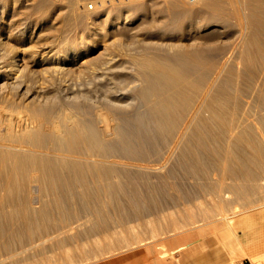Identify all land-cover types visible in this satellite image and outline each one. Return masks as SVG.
I'll use <instances>...</instances> for the list:
<instances>
[{"label": "rangeland", "instance_id": "obj_1", "mask_svg": "<svg viewBox=\"0 0 264 264\" xmlns=\"http://www.w3.org/2000/svg\"><path fill=\"white\" fill-rule=\"evenodd\" d=\"M176 1L183 3V8L186 12H181L180 15L174 17L172 14V3L174 0H0V37H2L0 41L3 46L5 44V48L11 50L12 55H15L17 52L18 59L19 57L21 58V56L24 57L22 59L25 61L20 60L19 63L26 64L27 69L25 68V72L27 73L31 70L30 72L35 73L34 77H38L35 79V84H39V87L42 89L47 88L48 90H51L53 87L51 83H54L58 79L60 80L62 77V80L66 79L63 85L66 82V84L69 83L70 86H73L75 90L92 91L94 87L89 83L91 71L94 68L98 69L99 67L97 66L101 65L102 62L107 61L109 58L113 59L114 65L116 64L119 69H123L127 74H130L133 85H135L139 82L137 77L138 73H136V71L138 72L140 63L145 62L143 59L148 58L151 55V51H153L150 48L142 50L144 45L150 47L153 44L158 45V43L161 45L164 44L165 46L167 43L169 45L180 44L186 46L185 48H194L198 51L197 54L193 56L194 60L200 64V67L198 64L197 69L194 70L196 73H194L193 76L196 78L192 76V79H196L193 81L198 80L196 83L194 82V87H200L201 85L202 79L200 78V81V79L197 78L198 75L201 74L200 76H202L204 73L203 75L206 79L205 74H209L208 71L211 69L210 67L213 65L216 67V65L218 66L224 61L227 63L226 68L230 67V71L226 69V71H228L225 72L226 74L230 72L228 75L229 77L233 75L231 71H235L236 67L239 68V70L246 67V73L243 71V74L245 73L247 76L249 75L248 69L254 67L257 70L264 66V0L261 2L257 0V2H259L257 4L263 3V7L262 5L256 7V2L254 0H209V7L208 4H201V0H199V3L197 2L198 0H196V2H191V0ZM89 5L92 7H89ZM196 5L199 6V8L196 7ZM239 8H243L241 10L243 12H241ZM236 10L239 12V15L233 13L237 12ZM244 14L245 17L243 18ZM242 18L247 21L242 20ZM18 21H20V23ZM15 24H18L17 27ZM19 24H23V26ZM14 26L15 29H13ZM253 27L255 29H253ZM19 30L22 32L20 33ZM259 31L261 32L259 33ZM254 36H258V42L254 39ZM247 39L251 41L248 42ZM252 40H255V42ZM150 43L151 45H149ZM83 45H86L85 50L80 52L76 60L74 62H68L67 64L62 63L64 67H67L66 70H63V74H55V76L51 68L56 65L57 62H60L58 59L69 57L70 55L68 53H70L71 50H80ZM256 49H259L257 53ZM254 52L255 54H253ZM52 57H55L56 60ZM249 59H252L251 63ZM141 60L143 61L141 62ZM200 62H202V64ZM237 62H240L241 66H239ZM235 64L236 66L233 67ZM242 64L246 65L242 67ZM248 64L249 66L251 65L252 68H250L251 66L247 68ZM101 66L103 67L104 65L102 64ZM136 66H138L137 69ZM214 66L212 68H215ZM208 67L210 68L209 70L207 69ZM254 68L252 71H254ZM239 73H242V71H239ZM243 74H241V76L236 74L238 78L236 75H233L234 78L232 76V79H237H235V85L238 87L244 85H238L239 82L244 81L242 78H246V82L250 80V78H248L249 76L246 77L245 74L244 76ZM52 76H54V82ZM34 77L32 76V78ZM118 78L120 81V77L115 78L117 83ZM132 82L126 84L127 87L125 88H129L128 86L132 85ZM60 83H62L61 80ZM88 87H91V90ZM190 87H192V85L188 87L190 93H194V90H197ZM50 93L48 92V94ZM255 104L254 102V105ZM61 109L65 110L66 107L62 106L60 107V110ZM261 114L262 117H257L258 123L255 122L258 126L259 133L256 130L246 129L245 132L248 134H246V136L244 133V140L240 143V146L239 143H237V146H235L236 148L232 146L234 151L231 148L229 149L233 151V153H230L231 156L234 157L232 162L214 163L215 160L213 159H216L215 155H217L215 151L218 149L215 141L216 138L214 139L215 134L211 135L213 138L209 136L210 140L211 138L214 139V143L212 140L210 141L209 138L208 141L204 138L208 137L206 134L207 131V133H211V129L215 133L218 131L216 128V120L210 118L208 122L209 125L207 123L199 128V133H201V131L205 133L203 136L205 141L202 140L201 133L198 134L201 135V137L199 136L200 138H198V136H193L187 143L196 148L201 161L198 160V162L194 160L189 162L167 163L165 165L166 167L163 169L166 170V168H168V170H171L168 171L170 175H168L167 171H165L166 175H164L165 172L163 171V175L166 178H159V180L155 177H151L152 180L148 178L153 184H163L162 188L159 190L152 191L153 184L150 186L149 181L146 182L147 184H144L143 181H139L138 178V183H135L136 179H134V182L133 180H128L130 183L134 184L136 188L140 187L138 189H141L140 194L145 193V197L143 194V199H140L143 203L141 204L143 206H141L140 210L132 208V202L128 200L127 196L121 193V195L119 194V198L118 194H116L117 196L112 194V196L114 195L116 197L113 196L114 198H111V195H109L111 193L108 194V192H106V194L102 191L104 193L103 197L100 196V193L98 196L101 198L98 196V198L95 196L96 199L95 197L94 199L88 197V200L85 197H83L84 199L82 200L80 194L74 195L73 197L69 196L67 200L70 199L71 201L65 202V204L70 202V205L68 204L69 207L63 203V200L66 201V199L62 197L61 205L62 203L63 205L60 207L58 206L60 205V201H58V204L55 199L57 198V200H60L61 197L53 195L54 193L51 195L49 192H39L41 195H39V200L41 201H39V213L36 214L38 215L37 220L39 224H34L33 230H31L33 236L35 232H38L34 237L39 236V247L37 248L39 251L37 249H29L32 254H36L32 256V258L36 257L33 258V260H35L37 264H102L101 262H106L117 256L131 254L135 250L145 251L146 246L149 247L151 254L153 253L152 251L156 250L154 252L156 255L157 252L163 249V244H165L164 248L174 247L178 244L179 239H177V237L181 235V233H191L189 238L190 246L185 250L184 254H179L180 251H178L175 252L172 257H169L168 261H171V264H227L229 259H231L232 264H251V259L246 254L242 253L241 249H238L239 251L236 250L234 239L236 234L238 237H242L243 234L247 232V227L252 226V228L248 230L252 231L250 233L248 232L249 237L244 240V244L249 253L262 254L260 251L264 252V225L260 228H255L257 227L255 224L264 221V219L254 221V217L263 210V208L256 209L255 207L261 202H264V105L262 106ZM252 131L253 133H251ZM256 139H259V142ZM209 141L211 144L213 143L211 146ZM204 144L207 145L206 147L210 146V148L213 149L217 148L214 151L215 155L212 154V149L204 148ZM256 148H261L262 150L259 149L258 152ZM206 149L212 152H205L208 151ZM251 149H255V151ZM204 152L206 153V155H204L205 157L203 156ZM209 154L211 155L209 156ZM256 155H259V157ZM155 163L159 166L158 164L160 162H152L151 165L153 164L152 166L155 167ZM200 164L206 165L207 167L200 166ZM184 165H186L185 167L187 168L183 167ZM203 167L206 173L202 169ZM185 169L188 173L185 172ZM198 169L202 170L204 174H201L202 172L200 173ZM226 170L229 172L227 173ZM121 178L120 182L123 183V181H121L123 177ZM128 181H125L124 178L125 183ZM231 181L232 183H230ZM140 182H142V187L139 184ZM205 182L208 183L206 184ZM127 184L124 185L127 186ZM233 184L236 185L234 186ZM228 200H231V202ZM43 204L47 206L45 210L43 208L45 205L43 206ZM87 204L89 207H86ZM101 204L103 206H101ZM66 206L69 209H66ZM92 206H94L95 209L90 208ZM204 206L206 207L204 208ZM58 207L61 209L65 208L67 211H61ZM251 207L254 209L247 210ZM43 210L45 212H43ZM16 215L21 216V214ZM19 216H16V218ZM223 216L233 220L230 224L233 226L235 234L227 238H224L223 231L217 227L219 226L218 224L224 221V218H222ZM0 220V224L7 221V219L2 216H0ZM172 227H175L174 231ZM6 233L8 234V232ZM6 233H2V236L0 234V242H5V247H1L0 243V254L5 252V248L6 251H19L21 247L25 246L24 243L29 239V235L27 236L24 232L10 233L11 235L9 234V238ZM24 234L26 236H24ZM24 237H28V239L25 238L24 240ZM228 238H230V240L232 239L231 247L227 240ZM128 243L131 244V247ZM126 245L127 247H125ZM2 248L4 249L3 251H1ZM13 248L15 250H13ZM16 248H18V250H16ZM34 250L36 251L34 252ZM28 251L27 253L30 252ZM31 252L29 253L30 255ZM27 253L26 255L30 256ZM152 255L155 257L154 254ZM180 255L184 256V262L182 263L180 262ZM91 256L93 258H91ZM85 258L88 261L91 260L90 263L86 260L85 262ZM246 258H249L250 261H245ZM252 260L255 261L256 264H264V258L259 260V258L253 257ZM0 264L3 263L0 262Z\"/></svg>", "mask_w": 264, "mask_h": 264}, {"label": "bare ground", "instance_id": "obj_2", "mask_svg": "<svg viewBox=\"0 0 264 264\" xmlns=\"http://www.w3.org/2000/svg\"><path fill=\"white\" fill-rule=\"evenodd\" d=\"M193 1L196 2V0H191V2ZM254 1L256 2V7L258 5L259 7L260 5L263 7V3L257 4L263 0H260L259 2H257V0ZM178 2L174 0L172 3V14L174 17L180 15L181 12H186L183 8V3L181 2V4L179 2L181 4L180 5ZM197 2L199 3V0ZM200 3L206 5L210 2L209 0H201ZM197 5L196 7L199 8L200 4L199 6ZM242 9L239 8L240 11ZM237 12L233 13L239 15V12ZM244 17L245 14L243 18ZM243 18L242 20H246ZM18 22L20 23V21ZM15 25L17 27L18 24ZM21 25L23 26V24ZM254 27L253 29L256 28ZM13 29H15V26ZM19 31L20 33L22 32L21 30ZM260 32L261 31H259V33ZM257 37L254 36L256 41L259 39H257ZM1 38L2 37H0V39ZM255 40L252 41L255 42ZM249 41L251 40H248V42ZM149 45H151V43ZM167 45V47L164 44L161 45L159 43L158 45L153 44L150 47L148 45H144L142 50L150 48L153 51H151V55L148 58L143 59L145 62H142L143 60H141L142 63H140V66H136V69L138 67V72L136 71V73H138L137 77L139 79L137 84L134 83L135 85H133V80L131 79L130 74H127L123 69V71L119 69L116 64L114 65L113 59L109 58L107 61L101 63V65H104L103 67L99 65L97 66L99 67L98 69L94 68L92 70L93 72L91 71L89 83L93 85L94 89L92 88V91H94L85 90V92L77 89L75 90L73 86H70L69 83L66 84V82L63 85V82L66 79L62 80V77L60 78L62 83H60L59 79L54 82V76H52L54 83H51L53 84L51 90H48L47 88H45L47 90L44 88L42 89L39 87V84H35V79L38 78L37 76L34 77L35 73L30 72L31 70H28L29 72L26 73V64L19 63L20 60L25 61L22 59L24 57L21 56V58L19 57L18 59L17 52L15 55H12L11 50L5 48V44L3 46L0 41V216L7 219L5 223L0 224V234L2 236V233L8 232V234L6 233L8 238L9 234L14 232H24L27 236L29 235V239L28 237H24V240L25 238L28 240L26 242L24 241L25 246H20L21 249L19 251H6V248L5 250L2 248L1 251L4 250L5 252L0 254V262L3 264H37L35 260H33V258L36 257L32 258V256L36 254H32L29 249H37L39 247V236L34 237L38 232H35V234L33 233V236L31 231L33 230L34 224L38 223V215L36 214L39 213V201H41L39 200V192L45 191L51 193V195L54 193L53 195L61 197L60 200H57V198L55 199L57 202L60 201V205H58L60 207H62L63 203L65 204V202L70 200H67V197L69 196L73 197L74 195L76 196L80 194L82 196V200L84 199L83 197L88 200L89 198L94 199V197H97L100 193V196L103 197V194L106 192H108V194L111 193L109 194L111 195V198L116 194H118L119 198V194L121 193L127 196L128 200L132 202V208L140 210L141 206H143L141 205L143 203L140 199L143 194L145 197V193L140 194L141 189L138 190L140 187L136 188L134 184L129 181L133 180L134 182V179H136L135 183H138V178L139 181H143L145 184L150 179L152 180L151 177H155L157 180H159V178H166L164 177V175H166L165 171H167V173L168 171H171L168 170V168H166V170L163 169L166 167L165 165L167 163L189 162L194 160L201 161L196 148L191 144H187L191 137L198 136V138H200L202 135V140L205 138L208 141L209 136L212 137L211 135L215 134L214 139L216 138L215 141L218 149L210 148V146L214 143V139H212V137L211 140L213 143L211 144V140L209 138L210 146L206 147L207 145L204 144V148H208L210 150L212 149L213 152L208 149H206L208 151L205 152H212V154H214L215 149H217L215 151L217 155L214 154L216 159L212 158L215 160L214 163L232 162L234 160V157L230 154L234 151L232 146L233 148H236L235 146H237V143H239L240 146V143L244 140V133L245 135L248 134L245 132L246 129L258 131V126L256 125V123H258L257 117H262L261 109L264 105V66H262V68H258L257 70L253 67L254 71H252V66H249L252 59H249L250 63L247 65V68L248 66L252 68L248 69L249 71L247 70L249 75L246 76L245 74L246 67L241 70L236 67L235 71L232 70L231 74L233 73L234 76L236 74L241 76L244 71L245 76H249L248 78H250V80L246 82V78L241 77L244 81H238V85H244L242 87H238L235 85L236 78L232 79L233 75L231 74L230 78L228 76L230 72H228V74L225 73L230 69V67L226 68L227 63L224 61L218 66L216 65V67L213 65L215 68H212L213 66H209L212 70L209 67L207 68L210 70L208 71V75L205 74L206 79L204 78V73L202 76H200L201 74L198 75L197 78H201L202 82L200 87L195 86L197 87L195 88L194 82L196 83L198 80L193 81L196 80V77L193 75L196 73L194 70L197 69L199 63L194 60L193 56L196 55L198 51L194 48H185L186 46H182L180 44L169 45L167 43ZM85 47L86 45H83L80 50H71L70 53H68L70 55L69 57L58 59L60 62H57L54 66L52 65L53 67L51 68L54 75L63 74V70H66L67 67H64L62 63L67 64L68 62H74L80 52L85 50ZM258 50L256 49V53ZM253 54H255V52ZM52 58L56 60L55 57ZM200 63L202 64V62ZM237 64L241 66L240 62H237ZM243 65L246 64H242V67ZM234 66H236V64L233 65V67ZM226 69L228 70L226 71ZM239 71H242V73H239ZM32 76L34 78H32ZM192 76L195 78L192 79ZM117 77H120L121 83L119 78L118 83L116 82L115 78ZM130 82H132V85H129V88H125L127 87L126 84ZM189 85H192L193 89L197 90H194V93H190L188 91ZM48 92L51 93L48 94ZM254 102L258 105H254ZM61 105L65 106L66 109L60 110V107H62ZM210 118H214V120H216V128L218 131L215 133L211 129V133H207L208 131L206 132L208 137L203 138L205 133H202V131V134L199 133V128L202 125L207 124ZM251 133H253V131ZM256 140L259 142V139ZM230 148L233 151H230ZM259 149L262 150L261 148ZM259 149L256 148L258 152ZM253 150L255 151V149ZM204 153L203 156L206 155V153ZM210 155L211 154H209V156ZM257 157H259V155ZM149 162L160 163L158 164L159 166L155 163L154 165L156 166L153 167V164L151 165ZM200 166L205 167L206 165L200 164ZM204 167L202 169L206 173ZM185 172L188 173L186 169ZM199 172L204 174L202 170ZM228 172L229 171H227V173ZM168 175H170V173H168ZM121 177H123V180H121L123 183L120 182V179H122ZM124 178L125 181L129 180L127 182L128 184L124 182ZM153 180L155 181L154 178ZM90 182H94L92 183L93 185ZM230 183H232V181ZM124 184H127V186ZM139 184L141 186L142 182ZM152 184L153 183L150 182L149 185L151 186ZM154 184L152 185V189L149 188L152 191L161 189L163 185ZM112 194L114 195L112 196ZM62 197L63 199L65 198L66 201L63 200L61 205ZM229 202H231V200ZM68 204L65 205L68 206ZM44 205L45 204H43V206ZM67 206L66 209H69ZM87 206L88 204L86 207ZM101 206L103 205L101 204ZM205 207L206 206H204V208ZM43 208L45 210L47 206L45 205ZM90 208L95 209L94 206ZM255 208H263L264 210V202H261ZM249 209L254 208L251 207L247 210ZM44 210L43 212H45ZM62 210H65V208H62L61 211ZM66 211L67 210H65V212ZM16 214H21V216ZM15 215L19 217L16 218ZM222 218H224V221L221 224H218L219 226L217 227L223 231L224 238L234 235L235 232L233 226L230 224L233 220L225 216ZM25 234L24 236H26ZM180 236L181 235H179L177 239H179ZM184 236L189 239L191 233H186ZM0 243L1 247H5L4 241ZM128 245L131 247L130 243H128ZM163 245L165 246V244ZM164 246L162 250L157 252L158 254L156 253V255L154 253L156 250L152 251V254H154L156 258V262L153 259L155 263L159 261L158 258L164 260L165 262V260L172 257L175 252H178L186 247L185 244H177V246L173 248H164ZM125 247H127V245ZM13 250L15 249L13 248ZM16 250H18V248H16ZM28 250L31 252V255ZM27 251L29 253H27ZM35 251L36 250H34V252ZM145 251L146 255H152L149 251V247L146 246ZM26 253L30 255L31 258L30 256H27ZM91 258L93 257L91 256ZM85 260L86 258L84 261ZM86 261L90 263L91 260ZM164 262L162 261V263Z\"/></svg>", "mask_w": 264, "mask_h": 264}, {"label": "crops", "instance_id": "obj_3", "mask_svg": "<svg viewBox=\"0 0 264 264\" xmlns=\"http://www.w3.org/2000/svg\"><path fill=\"white\" fill-rule=\"evenodd\" d=\"M257 217V218H256ZM254 217V221L256 220H263L264 219V211H260L258 213V215ZM257 225V228H260L264 225V221H260L257 224H255V226ZM259 226V227H258ZM248 230H250L252 228V226L247 227ZM246 233L243 234L242 237H238L236 234V237L234 239L235 242V246H236V250L239 251L238 249H241L242 253L246 254L252 261L251 264H256L255 261L252 260L253 257L259 258V260L261 258H264V252L260 251V253L262 254H254V253H249L245 244H244V240H246L247 237H249V233L252 231H248ZM249 232V233H248ZM185 233H181V236L179 238V242L178 244H185L186 247L183 248L182 250H180L179 254H184L185 250L190 246V240L185 238L184 236ZM229 242L230 247L232 246V239L230 240V238L227 239ZM177 245H175L174 247H176ZM173 248V247H170ZM235 251V250H233ZM181 257V263L184 262V256L180 255ZM154 259L156 262V258L153 257L152 255H146L144 250H135L134 252H132L131 254H127L124 256H117L115 258H111L110 260H107L106 262H101L102 264H162V261L164 262V260H161L160 258L159 261H157V263H155L153 260L150 259ZM249 258H246L245 261H250ZM114 259V260H113ZM159 262V263H158ZM163 264H171V261L165 260V262ZM227 264H232L231 263V259L228 260Z\"/></svg>", "mask_w": 264, "mask_h": 264}, {"label": "built area", "instance_id": "obj_4", "mask_svg": "<svg viewBox=\"0 0 264 264\" xmlns=\"http://www.w3.org/2000/svg\"><path fill=\"white\" fill-rule=\"evenodd\" d=\"M89 7H92L91 5H89Z\"/></svg>", "mask_w": 264, "mask_h": 264}]
</instances>
